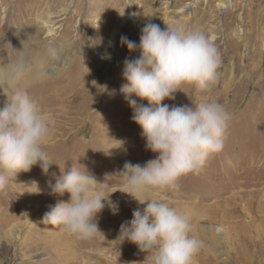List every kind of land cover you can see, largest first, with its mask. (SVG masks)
I'll list each match as a JSON object with an SVG mask.
<instances>
[{"label":"rangeland","instance_id":"374dc122","mask_svg":"<svg viewBox=\"0 0 264 264\" xmlns=\"http://www.w3.org/2000/svg\"><path fill=\"white\" fill-rule=\"evenodd\" d=\"M2 2L0 69L24 66L26 80L6 85L0 78V108L21 88L55 124L43 145L54 163L48 173L35 165L0 191V264H60L54 253L70 258L64 264H151L149 254L118 239L120 225L146 207L118 190L119 173L125 162L144 165L158 155L146 149L134 109L120 92L125 59L140 56L121 37L139 45L148 23L162 30L166 24L197 28L220 53L210 92L182 84L174 99L162 103L171 108L215 101L231 119L223 149L199 174L182 176L178 189L149 190L138 198L190 214V235L203 245L191 264H264V0H49L33 13L26 11L30 0ZM72 166L107 182L97 187L112 192L109 199L118 206L113 214L105 202L97 216L100 232L90 240L42 222L51 207L68 200L67 193L52 194L49 183Z\"/></svg>","mask_w":264,"mask_h":264},{"label":"clouds","instance_id":"9594fccd","mask_svg":"<svg viewBox=\"0 0 264 264\" xmlns=\"http://www.w3.org/2000/svg\"><path fill=\"white\" fill-rule=\"evenodd\" d=\"M129 51L140 50L136 59H125L120 92L134 109L132 120L142 128L145 147L157 153L144 165L125 162L119 173L121 192L131 195L143 210L120 225L118 239L135 244L147 253L151 264H191L202 242L190 235V214L177 212L155 199L141 200L137 194L149 190L178 189L179 179L199 174L207 160L223 149V138L231 114L215 101L195 106L163 104L174 99L180 85L188 84L200 93L211 91L219 78L220 53L215 44L197 28L166 24L165 29L148 23L141 29L140 42L121 37ZM110 54L101 59H110ZM135 95L148 101L138 106ZM54 118L21 88L16 89L0 108V191L21 171L39 165L47 174L50 166L43 145L51 135ZM86 169L72 166L49 183L51 193L68 194L44 214L42 222L58 227L78 240H90L98 230L97 216L107 206L113 214L118 206L110 194ZM114 192V191H113ZM100 232V231H99Z\"/></svg>","mask_w":264,"mask_h":264},{"label":"bare ground","instance_id":"6f19581e","mask_svg":"<svg viewBox=\"0 0 264 264\" xmlns=\"http://www.w3.org/2000/svg\"><path fill=\"white\" fill-rule=\"evenodd\" d=\"M1 1H6V0H0ZM8 1V0H7ZM31 2L28 4L27 8H26V11L29 12V13H33L37 10H39V5H41L44 1H49V0H30ZM54 1H57V0H54ZM60 1V0H59ZM2 2V3H3ZM225 1H221V5H225ZM44 4V3H43ZM23 8V7H22ZM23 10V9H22ZM20 12V11H18ZM39 12V11H38ZM41 12V11H40ZM20 15V13H19ZM24 15V14H23ZM41 25V23H40ZM42 25L47 27L48 30H52V26L50 24V20H43L42 21ZM39 28H41V26H39ZM37 28V29H39ZM117 32H118V28L115 29L112 34H111V44L112 46L114 45V42H115V39H116V35H117ZM62 59V58H61ZM58 61H60V57H56V60L55 62L58 63ZM26 69L25 67L23 66H17L15 67L14 69H4V68H1L0 69V78L4 81L7 79V82L5 83L6 85H8V82L12 83V82H16L15 80L18 78V79H21V82L22 81H25L26 80V75H23V72H25ZM6 79H5V78ZM113 228V227H112ZM21 230V228H18L17 229V232L19 233V231ZM63 242V241H62ZM71 243V241L69 242ZM64 245V244H63ZM65 246V245H64ZM70 255V254H68ZM76 256V255H75ZM66 257V258H65ZM65 258V259H64ZM80 258V257H79ZM54 259H56L58 261V259H60V264H64L66 262L67 259H70L66 254H62L60 255L59 253H54ZM58 261V262H59ZM70 261V260H69ZM56 262V261H55ZM96 262V261H95ZM74 263V262H73ZM73 263H70V264H73ZM80 262H78L79 264ZM100 261H97L96 264H99Z\"/></svg>","mask_w":264,"mask_h":264}]
</instances>
